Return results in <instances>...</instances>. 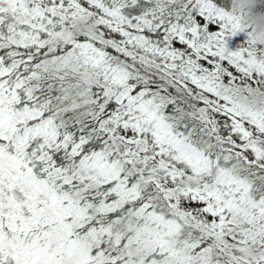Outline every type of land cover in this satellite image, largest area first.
Here are the masks:
<instances>
[{
    "label": "snow or ice",
    "instance_id": "1",
    "mask_svg": "<svg viewBox=\"0 0 264 264\" xmlns=\"http://www.w3.org/2000/svg\"><path fill=\"white\" fill-rule=\"evenodd\" d=\"M229 7L0 0V264H264V42Z\"/></svg>",
    "mask_w": 264,
    "mask_h": 264
},
{
    "label": "clouds",
    "instance_id": "2",
    "mask_svg": "<svg viewBox=\"0 0 264 264\" xmlns=\"http://www.w3.org/2000/svg\"><path fill=\"white\" fill-rule=\"evenodd\" d=\"M229 11L239 18L240 28L250 34L258 42H264V12L258 11L264 7V0H229ZM251 259L243 254L245 264Z\"/></svg>",
    "mask_w": 264,
    "mask_h": 264
},
{
    "label": "trees",
    "instance_id": "3",
    "mask_svg": "<svg viewBox=\"0 0 264 264\" xmlns=\"http://www.w3.org/2000/svg\"><path fill=\"white\" fill-rule=\"evenodd\" d=\"M226 10H227V7H226ZM258 11L264 12V7L259 8ZM235 39H238L240 41H245L247 39V36L245 33H240L238 37H236Z\"/></svg>",
    "mask_w": 264,
    "mask_h": 264
}]
</instances>
